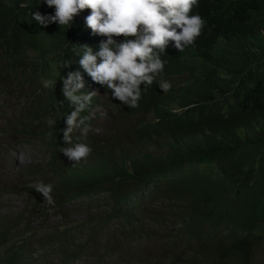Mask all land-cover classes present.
Returning a JSON list of instances; mask_svg holds the SVG:
<instances>
[{"label":"trees","instance_id":"16d2710c","mask_svg":"<svg viewBox=\"0 0 264 264\" xmlns=\"http://www.w3.org/2000/svg\"><path fill=\"white\" fill-rule=\"evenodd\" d=\"M37 11L55 8L0 0L2 156L29 142L47 152L43 164L15 172L24 177L17 186L0 184V197L24 200L0 214V264H99L135 244L131 264H264V0H199L189 15L204 21L201 34L183 51L169 41L163 71L141 84L137 107L79 64L86 47L96 53L107 40L86 27L90 9L46 27ZM75 72L85 87L74 94L93 95L65 142L77 106L62 89ZM98 85L110 94L105 131L91 126ZM77 144L90 154L65 160ZM0 173L7 179L1 163ZM40 183L52 186L53 203L35 190ZM48 213L61 224L49 225Z\"/></svg>","mask_w":264,"mask_h":264},{"label":"clouds","instance_id":"9594fccd","mask_svg":"<svg viewBox=\"0 0 264 264\" xmlns=\"http://www.w3.org/2000/svg\"><path fill=\"white\" fill-rule=\"evenodd\" d=\"M198 1L46 0L48 6H54V15L46 16L37 11L32 16L38 24L45 27L53 22L61 26L73 22L74 17L82 10L90 9V14L85 17L86 27L93 34L107 37V40L101 41L100 50L96 53H93L91 47H86L79 64L94 82L106 85L114 98L137 107V101L141 97V84L151 85L155 75L163 71L169 41H174V47L183 51L201 34L204 21L199 14L189 15L193 6H198ZM121 36L124 37L122 41L114 39ZM84 87L80 72L69 73L63 82L64 96L77 106L66 118L67 128L62 130L65 142L71 141L70 133L83 123V120L77 122L78 113L85 108V101H90L93 95L89 93L81 97L74 94ZM160 87L167 90L170 84L164 82ZM89 111L90 118H93L91 126L95 127L94 118L101 114L92 113L91 107ZM84 131L86 133L87 129ZM90 152L91 149L84 144H77L63 151L71 162L76 163L86 158ZM34 188L49 204L53 203L50 184L40 183Z\"/></svg>","mask_w":264,"mask_h":264},{"label":"rangeland","instance_id":"374dc122","mask_svg":"<svg viewBox=\"0 0 264 264\" xmlns=\"http://www.w3.org/2000/svg\"><path fill=\"white\" fill-rule=\"evenodd\" d=\"M94 91L96 92L95 96L97 98V102L92 106L91 112L102 114L101 112L103 111V108H104L103 105L105 106L108 105L110 94L108 93V90L104 92L102 90L101 85L94 87ZM2 99L3 97L0 98L1 101ZM107 124L112 126V123L108 122V120L103 116V114L97 115L94 118V126L100 127L97 129L99 131H101V129L102 131H105L106 130L105 126ZM2 155H3L2 145L0 144V163L5 167L8 173L7 179L5 175L0 173V184L7 183V180H8V182L14 181L15 182L14 186L18 185L17 178H19V180L24 179L23 176L16 175L15 172H17V170L21 169L23 166L28 165V164H43L47 160V152L45 151V149L38 146L35 142H29V143H24V144L19 143L14 148L9 150L6 156H2ZM9 156L10 158L7 161V158ZM64 158L65 160L68 159L65 155H64ZM23 203H24L23 198H20L16 196L15 194L4 195L0 197V214H4L10 211L16 212V210H21L23 207ZM71 212L72 211H67L66 213L70 214ZM43 218L49 225H52V226L59 225L62 222L61 216L56 215L54 213L45 214ZM68 220L69 219L66 218L67 222ZM106 241H107V238H105L104 242ZM137 248H138V251L135 252ZM140 249H141V245L135 244L127 249H124L123 254L120 252L109 251L108 254L101 260L99 264H131L130 260H132L135 256L139 255ZM92 252L97 254V251L95 250H93ZM132 254H135V255L133 256ZM51 261L48 257H46L43 260V264H51ZM37 262L38 261H35L33 262V264ZM71 264H84V263H81L79 261H74ZM85 264H93V263H85Z\"/></svg>","mask_w":264,"mask_h":264}]
</instances>
